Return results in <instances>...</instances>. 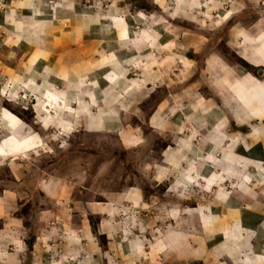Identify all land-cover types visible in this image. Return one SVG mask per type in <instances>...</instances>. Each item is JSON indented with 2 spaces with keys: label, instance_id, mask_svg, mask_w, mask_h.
I'll return each mask as SVG.
<instances>
[{
  "label": "rangeland",
  "instance_id": "obj_1",
  "mask_svg": "<svg viewBox=\"0 0 264 264\" xmlns=\"http://www.w3.org/2000/svg\"><path fill=\"white\" fill-rule=\"evenodd\" d=\"M263 8L259 0H0V228L2 220L11 218L7 231H0V264H67V249L84 245V227L95 247L107 251L111 240L100 234V210L111 213L115 245L131 231L130 239L143 237L148 246L149 241L166 244L167 235L179 226L194 236L185 260L168 262L150 253L147 257V246L141 258L125 257L112 247L111 257L120 260L111 259V264L137 259H145L143 264H208L196 255L197 244L209 246L215 233L201 237L199 226L192 227L197 215L188 213L210 203L218 214L213 224H223L214 229V242L224 235L228 221L236 223L239 217L245 224L244 203L254 210L251 218L260 219L258 206L264 197H247L232 189L237 176L221 184L220 168L214 166L220 150L207 139L238 107L229 94L232 78L264 76V71L259 74L261 67L237 54L233 41L238 31L259 27ZM82 13L90 14V35L75 29L74 20ZM41 19L47 25H41ZM121 19L129 39L137 38L139 54L134 60L120 59L114 45L120 43L115 32H108ZM78 44L94 47L78 60ZM58 46V56H68L64 65L69 75L76 67L90 69L83 77L90 82V118L104 103L100 100L110 98L106 105L112 100L120 135L117 126L89 129L80 111L66 112L60 122L53 109L39 113L51 108L50 101L64 88L51 77L55 68L50 61ZM114 58L122 67L135 63L127 81L124 69L108 63ZM104 78L112 89L103 88ZM110 111L106 113L112 115ZM45 116L55 118L49 121ZM224 122L218 134L220 149L230 144L232 132L247 147L239 133L245 128ZM211 154L217 157L214 163L209 162ZM259 166L253 163L248 174ZM218 188L234 191L224 205L216 197Z\"/></svg>",
  "mask_w": 264,
  "mask_h": 264
},
{
  "label": "crops",
  "instance_id": "obj_2",
  "mask_svg": "<svg viewBox=\"0 0 264 264\" xmlns=\"http://www.w3.org/2000/svg\"><path fill=\"white\" fill-rule=\"evenodd\" d=\"M262 1L264 5V0H259ZM34 5V4H33ZM81 18L75 19L74 22L76 23V27H79L82 32H86L90 35V28L88 23L90 21V14L89 13H82L80 14ZM41 22V25L46 24L47 22L44 20H39ZM30 22L34 23L33 20H30ZM75 24L72 26L74 27ZM255 27V26H254ZM254 27L251 28L252 31H242V32H237V39L233 41H236L237 44L234 45V48L237 52V54L249 65L258 68L262 67V72L264 71V8L262 12V16L260 17V24L259 27L254 30ZM119 28L121 30H119ZM127 27L125 24V21L121 19L116 25L112 24L108 32L110 33L115 32L116 38L118 39L120 44H114L117 45L118 47V52H119V57L121 60H132L133 57L138 56V52L136 51L137 46V38H130L128 36L127 32ZM106 32V30H105ZM90 40V38L87 39V41ZM123 40V41H122ZM148 40V37H147ZM122 41V43H121ZM149 41V40H148ZM102 48L105 45H101ZM133 46V47H132ZM94 47V44H78L77 45V50L74 52L77 56V59L79 60L81 55H86ZM136 47V48H135ZM55 52L52 55V62L54 66L53 70V80L58 82L60 85L63 84L64 88L61 86L63 90L60 91L58 97L55 98V100L50 101L51 108L46 109V110H39V113L42 111L52 112L51 110L53 109L54 115L58 118V122L64 121L63 114L66 112L70 111L72 113H78L77 111H80L81 114H83L82 118L83 121L85 122L86 126L90 129V126H93L95 128H103V127H111L114 128L117 126L119 132V135L122 132V127L119 125L120 124V118L119 116H116V113L112 109V100L109 101V103L106 105L107 100L110 98H105L102 102V105H99L95 111V116H92L90 118V82H85L84 80L86 78H83L87 75L90 74V69L89 68H78L76 67L73 69L72 75L75 76L78 73L81 74V72H85V74H82V76L73 77L69 75L66 71V66L64 65L67 60H65V57L68 56H58L57 52L59 49V46L56 48ZM260 51H263L261 53ZM116 54H114L115 57ZM83 57V56H82ZM111 59V58H110ZM108 61V63H114L113 68H117L118 70L124 69L123 73V78L124 81H127L128 78L127 76L129 75L131 70L136 69L135 63L131 61L134 65H127L122 67L123 63L120 60H116L114 58L113 60ZM65 60V62H64ZM134 60V59H133ZM129 64V63H128ZM120 66V67H118ZM122 67V68H121ZM117 70V71H118ZM81 71V72H80ZM74 73V74H73ZM49 76L51 75L48 74ZM112 77V76H111ZM75 78V79H74ZM105 79V78H104ZM236 78H232L231 81V88H230V96L232 101L235 102V104L238 106L236 111L233 112V114L230 117V114L228 116H225V118L222 120V123L219 122L217 123L218 125V130L215 132V136L206 138L208 143H210L214 149L220 150V157L218 159V164L214 163L217 160V157L211 156V163H214V166L220 168V178L221 184L223 185L225 182H228L231 180L230 178H235L237 176V182L236 184H233L232 189H236L237 191H240L241 195H248L247 197H256V194H261L262 197H264V177L263 178H258L257 173L260 174L259 176H264V97L259 96L258 100L254 99V95H251V89L252 86L255 85L263 90L264 93V77H261L259 79L255 78L254 76L250 74H246L244 77H239L235 80ZM40 81V79H39ZM105 85L103 88L108 89L107 84L108 80L105 79ZM262 81V82H261ZM125 83V82H124ZM122 82V84H124ZM235 85V86H234ZM112 89V87H109ZM136 89H138L136 87ZM104 90V89H102ZM140 88L138 89V91ZM226 90L229 92V88L226 87ZM264 95V94H263ZM106 97V96H105ZM97 102V100H93ZM106 106V108H105ZM108 106V108H107ZM120 107H116V110H118ZM76 112H73V111ZM108 110H111L110 112L113 113L112 115H108L106 112ZM120 111V110H119ZM158 112V108H157ZM224 117V115H221ZM107 117V119H106ZM48 118L49 121L50 119H53L55 117H46ZM230 118V119H229ZM232 121L233 125L235 128H245L243 131L239 130V133H241L244 137L243 139L246 140L247 147H245L243 144H239L240 142L238 139L239 137L235 132H232L231 135L233 136V139L230 140V144H227L223 148L220 149L221 147V138H218V134L221 131V127L226 124L228 127V122H224L225 120ZM158 120V119H157ZM48 121V123H49ZM91 121V125H90ZM156 121V120H154ZM224 122V123H223ZM214 126V125H213ZM212 126V128H213ZM211 128V129H212ZM236 130V129H235ZM235 133V134H233ZM238 133V135H239ZM232 138V137H231ZM230 138V139H231ZM235 139V140H234ZM242 139V140H243ZM237 141V142H235ZM189 145L192 143V141L187 142ZM238 143V144H236ZM207 144V143H205ZM244 148L249 150V151H244ZM243 152V153H242ZM216 158V159H215ZM255 162L258 163L259 168L257 171H253L252 174H248V170H250V166ZM231 163V164H228ZM251 171V170H250ZM215 174H219L215 172ZM218 176V175H217ZM216 176V177H217ZM240 178H239V177ZM188 179V177H187ZM208 179H212V175H209ZM239 179L241 181H239ZM263 179V180H262ZM217 180V179H216ZM178 182L174 183V186H178ZM182 183V182H181ZM220 183V182H219ZM180 184V183H179ZM174 187V188H175ZM182 190H178V193L181 195ZM232 192H225L223 191L222 188H218L216 194L217 199H220V203L223 205L225 204L224 201H227L228 195L232 194ZM183 193V192H182ZM184 194V193H183ZM239 194V193H237ZM261 198V197H260ZM223 199V200H222ZM242 202L244 203L243 199H241ZM240 200V201H241ZM262 200V199H261ZM223 201V202H222ZM264 203V202H263ZM213 204L210 203L209 206L203 207V210H194L193 212H190L188 214H196L197 215V220L193 219V226L194 228L198 227V230L200 229L199 235L201 237H207L212 234L208 233H215L214 238L218 233V230L214 232V229H218V227H223V224L217 225L213 224V222H217L213 218V216H216V211L213 212L212 207H216L215 203ZM244 206L248 209L246 210V220L245 224L240 221L239 222V217L236 220V223L233 222L231 224L225 225L224 230H222V233L224 235H221V239L216 238V241L214 242L212 239H208L210 241L209 246L207 245V242L205 244L203 242H199L197 244L198 247V255L200 258L204 257L208 259L206 262L208 264H264V204L259 205V209H262L260 211V219L253 220L254 214L251 209V206L248 203H244ZM229 207V206H227ZM105 207H101V209H104ZM230 208V207H229ZM233 208V207H232ZM66 212L68 209L65 210ZM229 211V209L227 210ZM104 218L101 219V221L98 223V228L100 231V234H103L106 236L107 240H111V242H108L107 246V251L105 250H99L95 247L94 241H90V232L89 229L84 227L81 229V239L84 241V245H80L77 248L72 246V242L74 239H71V246L73 248L67 249L68 253V261L67 264H111V259L112 262L117 260L120 256L112 258L111 257V250L112 247L115 249V252L122 253L125 255V257L128 256H133V258H141V252L142 254L144 251L147 249V257L150 256L152 258H159L162 257L164 260V257H167V261H173L174 259H180V257L185 260V258H189V252L187 249V245H189L190 241H192L193 234L187 233L185 230L181 229V226L177 227L176 230H172V233L167 235V243L165 244L164 240L160 242V244L154 243V241H149L150 245L148 246V243L146 239L142 240L140 238H136L132 240L133 238L129 237V233L132 234L131 232H128V234L123 238L122 244L120 243L119 245H115L116 243V238L115 235L112 231V226L109 223L108 219L111 217L109 216L111 213L110 211H102L100 210ZM249 212V213H248ZM108 218H107V217ZM173 221H176L174 217H171ZM204 218V220H203ZM248 218V221H247ZM178 220V219H177ZM11 218L9 219H4L2 220V225L0 228L1 232L7 231L6 228H9ZM205 222H210L209 226H206L204 224ZM74 222H70V226H68V229H72L71 224L73 225ZM181 224V223H180ZM183 224V223H182ZM198 225V226H197ZM223 229V228H222ZM191 232V231H190ZM133 235V234H132ZM207 235V236H206ZM233 235L234 238L231 237ZM78 236V239L80 238ZM112 236V237H111ZM77 237V235H76ZM111 237V238H110ZM255 239H254V238ZM225 238V239H224ZM152 239V238H151ZM234 244H231V241ZM157 241V240H156ZM188 241V243H187ZM145 246L146 249H145ZM75 248V249H74ZM208 250V255H206ZM121 255V254H120ZM107 256V257H106ZM170 260V261H169ZM146 260L145 259H137L134 261V263H129V264H143ZM180 261V260H179ZM37 264V260H35ZM56 264H61V262L56 263Z\"/></svg>",
  "mask_w": 264,
  "mask_h": 264
},
{
  "label": "bare ground",
  "instance_id": "obj_3",
  "mask_svg": "<svg viewBox=\"0 0 264 264\" xmlns=\"http://www.w3.org/2000/svg\"><path fill=\"white\" fill-rule=\"evenodd\" d=\"M189 5V4H188ZM25 11H28V10H25ZM30 13V12H29ZM117 14V13H116ZM38 15V14H37ZM39 15H41V14H39ZM104 15V14H103ZM172 15V14H171ZM43 16V15H42ZM181 18V17H180ZM52 19V18H51ZM53 21V20H52ZM51 21V22H52ZM38 23V22H37ZM53 24V23H52ZM40 25V24H39ZM30 27H31V25H30ZM52 27H53V25H52ZM42 29V28H41ZM31 31V30H30ZM44 34V33H43ZM132 37V36H131ZM23 41V40H22ZM261 53H263V51H260ZM191 59V58H190ZM217 63V62H216ZM262 68V67H261ZM111 70V69H110ZM255 75V74H254ZM227 76V75H226ZM253 77V76H252ZM264 77V76H263ZM239 78V77H238ZM225 79V78H224ZM237 79V78H236ZM235 79V80H236ZM220 80V79H219ZM262 82V81H261ZM235 86V85H234ZM253 88H254V90H253V88L251 89V95H254L253 97L254 98H257V97H259V96H263L264 97V93H263V90L261 89V88H259V87H257V86H255V85H253L252 86ZM207 112V111H206ZM193 135V134H192ZM214 204V203H213ZM213 206V205H212Z\"/></svg>",
  "mask_w": 264,
  "mask_h": 264
},
{
  "label": "water",
  "instance_id": "obj_4",
  "mask_svg": "<svg viewBox=\"0 0 264 264\" xmlns=\"http://www.w3.org/2000/svg\"><path fill=\"white\" fill-rule=\"evenodd\" d=\"M262 73V70L259 71V74Z\"/></svg>",
  "mask_w": 264,
  "mask_h": 264
}]
</instances>
